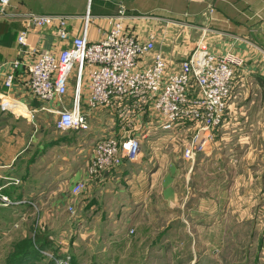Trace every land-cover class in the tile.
<instances>
[{
	"label": "rangeland",
	"instance_id": "rangeland-1",
	"mask_svg": "<svg viewBox=\"0 0 264 264\" xmlns=\"http://www.w3.org/2000/svg\"><path fill=\"white\" fill-rule=\"evenodd\" d=\"M161 24L167 27L157 29V44L169 58L182 59L192 51L199 35L190 31L187 20L168 17ZM43 117L45 144L35 152L37 175L68 177L86 168L94 141L108 132L105 113H99L100 123L92 121L91 131L63 133L52 130V116ZM241 117L230 113L222 126L228 151L236 155L233 161L212 163L199 153L186 159L181 142L169 143L166 137L155 139L156 146L148 138L137 160H125L116 169L130 178L110 179L99 187L90 183L77 196L73 216L63 202L57 203L48 228L35 224L48 217L44 211L59 192H50L51 199L32 194L35 206L18 211L0 206V264H54L27 257L38 245L55 257L69 256V264H264V161L252 153L253 146L264 152V111L251 114L245 130L238 124ZM254 120L260 127L255 123L253 132L249 123ZM245 136L258 143L240 145ZM171 166L177 196L168 203L162 201L159 181ZM219 170H231L234 184L223 193L208 194L209 175Z\"/></svg>",
	"mask_w": 264,
	"mask_h": 264
},
{
	"label": "built area",
	"instance_id": "built-area-1",
	"mask_svg": "<svg viewBox=\"0 0 264 264\" xmlns=\"http://www.w3.org/2000/svg\"><path fill=\"white\" fill-rule=\"evenodd\" d=\"M9 3L10 0H0V17L8 15ZM136 17L140 16L127 13L120 5L114 15L107 17L108 27L99 33L100 38L91 40L89 26L93 17L88 7L80 32L54 52L30 45L28 34L51 28L55 36L66 40L70 36L69 17L27 11L16 35V57L0 62L2 112L32 124L40 114L52 116V130L59 133L91 131L92 121L100 123L98 115L105 113L103 122L110 131L98 137L90 149L88 180L99 179L125 160H137L148 138L156 146V140L166 137L169 143L181 142L186 159L207 153L216 143L236 96V73L247 62L240 52H213L200 45L174 61L158 47L156 31L141 34L127 25ZM250 45L264 63V48ZM20 108L26 114L15 112ZM86 182L87 178L70 188L66 205L70 214H75L74 199L86 189ZM0 206L18 211L20 206L35 203L31 197L14 198L0 192ZM45 224L38 219L35 227L43 230ZM17 225L18 222L14 224ZM38 250L47 262L69 264V256L58 258L46 249Z\"/></svg>",
	"mask_w": 264,
	"mask_h": 264
},
{
	"label": "crops",
	"instance_id": "crops-1",
	"mask_svg": "<svg viewBox=\"0 0 264 264\" xmlns=\"http://www.w3.org/2000/svg\"><path fill=\"white\" fill-rule=\"evenodd\" d=\"M120 5L126 8L127 13L140 16L127 21V25L130 27L141 26V30H139L141 34H144L146 30L157 31L160 27L166 28L167 26L162 25L161 21L168 17L181 18L188 21L190 31L194 29L198 33L199 37L196 39L195 46L200 45L209 51L219 53L233 50L244 54L247 57V62L234 78L236 96L233 98L226 116L230 113L231 116L240 114L242 117L238 124L245 130L244 125L250 118L249 116L257 115L261 110L264 111V63L259 59L257 50L250 45L254 44L264 48V0H10L7 9L8 15L0 17V62L16 57L19 49L16 35L23 27L21 17L27 11L62 14L69 17L70 36L66 40H60L53 34L51 28H44L38 32L32 31L28 34L27 40L30 45L57 52L70 42L71 37L80 32L82 19L88 7L93 17L89 26V37L91 40H96L100 38L99 33L108 27L107 17L114 15ZM158 47L160 46L158 45ZM172 59L177 61L179 58L173 57ZM3 90L4 87L0 82V92ZM14 91L16 94L18 93L19 98H22L16 87ZM15 112L26 114V111L21 108L15 109ZM43 118V115L40 114L35 124H32L22 117L21 119L16 118L8 112L0 111V192L14 198L25 196V194L30 195L31 198H37V194L41 196L47 194V199L50 198V192L53 194L59 192L58 198L50 201L48 210L51 211V214H47L48 210L44 211L46 216L48 215V217H44L45 227L48 228V223L52 220L50 216L56 211L54 210L55 205L59 202L67 205L70 188L77 181L87 178V186L90 183L98 182L96 187H99L110 179L115 180L119 177L128 179L130 177L124 175L123 172H118L117 167L103 173L99 179H94L95 181L88 180L85 165L76 169L68 177L62 175L38 176L34 171L38 161L35 152L37 149H42L45 144L43 135L46 130L40 123ZM255 123L259 128V121L255 122L254 120L249 123L253 132ZM224 138L221 127L213 147L207 153L199 154H203L212 163L233 161L236 155L229 153V146ZM252 140L258 143L257 138L253 137L250 140L245 136L243 140L239 141V144L250 147L254 145ZM252 153H256V157L260 156V160L264 161V152L261 149L257 150L253 146ZM250 156V153L242 155L244 158ZM238 158H240L239 155ZM23 168L26 169L25 173H23ZM172 168V166L168 167L169 171L159 181L162 201L168 203L176 201L177 196ZM118 173L119 175H117ZM232 173L231 170L227 172L219 170L215 171L216 175L214 176L211 172L206 192L208 194L223 193L231 188L235 181ZM63 181H66V185ZM51 185L53 187L50 189ZM23 207L19 208L22 210ZM58 215L59 213L56 214L55 219ZM54 239L56 238L54 237Z\"/></svg>",
	"mask_w": 264,
	"mask_h": 264
},
{
	"label": "trees",
	"instance_id": "trees-1",
	"mask_svg": "<svg viewBox=\"0 0 264 264\" xmlns=\"http://www.w3.org/2000/svg\"><path fill=\"white\" fill-rule=\"evenodd\" d=\"M39 248H43V249H44V247L38 245V246L34 249V252H33V253H31L29 256H27V254H29V253H27L26 256L29 257V258H31V259H37V258H40V259H41V255H40V252H39V250H38ZM26 256H25V257H26Z\"/></svg>",
	"mask_w": 264,
	"mask_h": 264
}]
</instances>
